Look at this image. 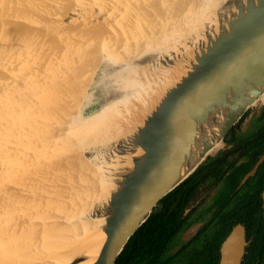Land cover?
Masks as SVG:
<instances>
[{
	"label": "water",
	"instance_id": "water-1",
	"mask_svg": "<svg viewBox=\"0 0 264 264\" xmlns=\"http://www.w3.org/2000/svg\"><path fill=\"white\" fill-rule=\"evenodd\" d=\"M157 1L158 8L151 9L146 8L150 0H119L116 8L107 0H76L79 7L70 13L65 9L60 23L62 30L81 24L83 30L74 29L81 32L78 35L105 30V35L111 37L110 31L123 29L127 18L140 21L146 10H159L167 2L154 0ZM38 4L39 7L32 9V17L27 13V0H0V22L25 25L39 35H45L41 29L56 34L54 26L35 19L40 7L47 15H51L53 9L41 0ZM177 4L184 8L178 13L179 17L172 12L165 15L152 27L151 38L140 46L122 45L121 50L107 47L112 51L110 60L114 62L108 63V70L101 73L96 87L91 89L95 95L90 97L97 96L93 102L89 98L91 101L84 110L92 112L76 120L84 132L77 141L86 156L85 159L77 158L83 160L77 162L78 167L86 166V170H81L85 185L79 183V187L83 193L87 192L84 198L89 201L99 187L106 186V190L101 191L82 216H76L73 204H60L49 212L43 209L42 214L37 215L35 211H26L28 216L25 215L24 220L33 217L32 222L38 224L62 218L101 220L98 228L105 236L103 241L99 246L86 247L68 264L88 260H92V264H117L130 239L160 202L194 174L226 137H230L232 128L264 95V0L214 1L204 19L190 22L188 26L186 13L190 8L203 6V0H178ZM106 5L113 10H107ZM126 6L129 8L125 9ZM17 8L22 11L18 12ZM181 20H184L181 27L160 35L164 27ZM174 32L180 34L175 41L171 40ZM155 36L161 38L154 39ZM11 39L24 41V36L7 38L5 33L0 34V51L2 47L7 48L5 44ZM129 65L131 69L116 73ZM168 68H179L180 73L175 81L163 85L161 75ZM120 75L126 77V83L139 82L136 90L140 95H129V89L124 90L119 85ZM126 96L130 111L137 112L140 106L144 109L131 125L118 129L110 119L127 122L129 114L121 107L128 102L119 103ZM116 104L121 109L118 115L111 114ZM103 112L107 115L96 119ZM6 213H0V219L14 218ZM244 239V228L237 226L222 247L220 264H242L247 245ZM95 250H99L98 253H92ZM52 263L56 264L52 259L34 262Z\"/></svg>",
	"mask_w": 264,
	"mask_h": 264
},
{
	"label": "rangeland",
	"instance_id": "rangeland-1",
	"mask_svg": "<svg viewBox=\"0 0 264 264\" xmlns=\"http://www.w3.org/2000/svg\"><path fill=\"white\" fill-rule=\"evenodd\" d=\"M31 1L32 0H27V6L32 7L29 9L27 8L30 12V15L32 14L31 13L32 9L36 8L37 6L39 7V4L37 3V2H39V0H36V1L34 0L33 3ZM41 1L45 2L47 5H49V7L51 9H53L51 12L52 14L47 15L45 9L43 7H40L39 9L36 10V16L38 18L35 17V19H38L39 22H42V24L43 23H45L46 25L51 24L52 27L53 26L55 27V30L57 31L56 34H55V32L54 33H46L47 32L46 30L41 29L42 31L44 30L43 32H45V35L48 34L49 37L52 36L50 38H52L53 43H51V45L49 43V48H51V47L52 48L49 50L48 49V43L45 44V43L41 42L39 44L37 43V46H35V47L32 46V50H31V48L28 49V47L30 45L29 46L25 45V44L28 45L29 42L27 43V42L21 41L20 43L24 42L22 44L23 45L22 46V45H20L19 40L11 39V41H9L7 44H5L7 46V48L5 49V47H4V49H3V47H2L3 50L0 51V79H1L0 80V86H2V88L0 87V96H3L2 99L0 97V140L2 139V141H0V145H1L0 146V152L3 153V155L0 153V160L2 161V162L0 161V213L4 214L7 212L6 210H10L11 213H9V214H8V212L6 213V214H8L9 217L10 216H15V217L19 216V217H17V219L14 217L15 218L14 222L16 221L15 223L17 226H19V227L21 226V228H22L24 225L28 224L27 222H29V224H32V226H33V227H31V225L28 227L24 226L22 229L21 228L19 229L18 227H15L14 223H13L14 225L12 223H11L12 225L10 224V222H13V220H11V219H14V218H11L10 219L11 221L9 220V222H8L7 217H6L7 219L5 218L6 220L0 219V222H2L3 220L6 221V222L4 221L3 224L0 223L2 226H5L7 228V233H5L6 228L0 226L1 227L0 230L3 231V232L0 231V234H2V237H4L2 239L1 235H0V245L1 244L3 246L5 245L4 247L6 248V250H7V248H8V250L11 248L14 249L13 246L16 243H18L19 239L20 238L22 239V236H24V235H25L24 239L29 238V237H27L29 235H31V236L35 235V238L39 239L40 236L44 235V233H47V231L49 230L48 227L50 225H53L52 223H54V225L57 223V221H56V223L55 222H47V223H42L41 226L39 225L37 227L36 226L37 223L35 222V225H34V223L32 222L33 217L31 219L29 218L30 220L26 218V220L22 222L21 218H23V220H24L25 215L28 216L26 211H28V212L35 211L37 213H35L34 215H37V214H42L43 209H45V211H47V212L54 210V209L58 208L60 204H62V203L66 204L67 203L66 202L67 195L65 192H61L62 188L76 187V188H79L77 190L82 191V188L79 187V183L82 185H85L83 183L81 167L77 166L78 161H83V160L77 159V158H80V156H81L82 158L85 159L86 156H84L85 155L84 151L81 148H79L80 144H78V141H77V135L79 134V136H81L82 129H81V127L78 128V125L76 124V120L78 121L79 118L83 119V118H86L87 115L89 116L90 112H92V111L91 110H84V107L89 102V98H91V100L93 102V100L96 98L97 95L95 97L93 96L94 98L90 97V95H95L92 93L93 91H91L90 86L88 87L89 89L86 87V92H85L84 97L79 96L78 95L79 93L76 94V92H79L77 90L79 88L83 87L82 85H83V83H85L84 82L85 80H88V82L86 83V86L90 82V79L88 78V74H87L86 70H87L88 66L89 67L92 66L90 64H91V61L94 60V59H90L91 56L93 57V54H95L93 52L95 50H92V49L99 50L104 55L103 49L105 47L106 48L107 47L112 48V49L115 48L116 50L117 49L121 50L120 46L126 45V44L127 45L131 44L130 46H131V48H133L135 46V43H137L136 44L137 46H135V47H138V45L140 46L141 43H144L149 38H151L152 27H155L158 23H160L161 19L166 17L165 15L172 12L175 17L176 16L179 17L178 13L180 11H181V13L184 11V8H181L178 6V4H177L178 0H167L168 4H167V2L165 4H163L164 8H160L159 10H152V11L146 10L144 15H143L146 18H144V17L141 18V22L136 21L137 18L135 19V21L132 18H129L130 20L127 18L123 24L124 30L123 29L119 30L118 28H115L116 30L110 29L111 30L110 33L112 34L111 37L106 36L105 34H107V31L104 30L103 31L104 35L102 38V36H100L99 33L97 34V32L86 33V35H78L81 32L80 31L78 32L77 30H74V29L79 28L80 30H83L84 27L81 24H78V25L74 24V25H71L69 27H65V29L62 30L60 18L63 16L62 14L65 12V9L67 10L68 13H70V11H72L73 8L79 7V4L76 2V0H46L48 3L44 0H41ZM114 1H115L114 4L112 3L113 0H107V3L114 6V8H116V6H119V4L117 2L119 0H114ZM129 1H132V0H129ZM150 1H151V3L146 8H151V9H153L154 7L158 8V1L157 2H154V0H150ZM42 6H45V5H42ZM128 7L129 6H126V8H128ZM170 8H172V9L170 10ZM107 10H113V8L108 7ZM167 10H168V12H167ZM120 11H123V7L120 9ZM24 12H26V11H24ZM29 12H27V13H29ZM160 13H162L163 15L161 16ZM122 15H124V14H122ZM31 16L33 17L34 14H32ZM114 16H116V15H114ZM138 16H139V14H138ZM143 19H144V21H143ZM16 20H18V19H16ZM48 20H50V22H47ZM52 22H54V23L52 24ZM106 23L108 24V22H106ZM11 24L12 23H9V22H4V23L0 22V34L4 35V33H5V35L8 38L11 35V33L13 32V31H9V28H11L10 27ZM14 26L18 27L17 29L20 30V31H18V33H16V35L17 34L23 35L24 40L26 39V37H28L29 35L32 34V32L30 31L28 26H25V25L24 26L23 25H14ZM77 26H79V27H77ZM148 26L150 27V29ZM72 27H74V28L65 32L67 29L72 28ZM146 27H148V29ZM174 28L175 27L170 25L169 28L168 27L166 29L164 28L161 31L160 35L161 34L164 35V33L167 30H169V29L171 30ZM41 30H40V32H42ZM72 30H73V32H71ZM125 30H127V32ZM60 31H61V33H59ZM148 31H150V32H148ZM92 36H93V42H90L89 40L91 39ZM133 36H134V38H133ZM138 36L140 38H138ZM62 38L66 39L67 42H61V41H65ZM156 38L158 39L159 36L158 37L156 36ZM68 39L70 40L69 42H71V40H72V42L70 43V46L68 43ZM78 39H82L83 41L85 40L84 41L85 44L83 43V41L81 42V40L78 41ZM135 39L137 41H135ZM54 40H55V42H54ZM56 40H57V42H56ZM76 40H77V44L74 43V42H76ZM116 40H117V42H116ZM127 40L130 42H128ZM14 41L16 43H14ZM139 42H141V43H139ZM66 43H68V44L66 45ZM81 43H83L82 46H80ZM13 44H14V46H13ZM16 44H18V46ZM109 44H111V45L109 46ZM83 45H84V47H83ZM75 46L77 47L76 49H74ZM79 46H80V48H78ZM39 47H40V49H39ZM64 47L66 49H64ZM69 47H71V48H69ZM10 48H11V50H10ZM12 48H14L15 51L12 50ZM26 48L28 49V52H27ZM82 48H84L83 51H81ZM73 49H74V51H73ZM86 49H87V53L85 52ZM48 50H49V52H48ZM84 53H86L87 55L89 54V55L87 56ZM7 55H9V56H7ZM85 56L88 57L87 58L88 61L86 60V62H85V59H86ZM16 57H18V58L16 59ZM82 57L83 58L85 57V58L81 59ZM70 63H71V65H70ZM86 63L88 65H86ZM6 67H8V69ZM82 75H83V77H81ZM22 77L24 78V80H22ZM51 77H52L53 81H52ZM100 77H101V74L97 77V81L100 79ZM46 79H49V80L46 82ZM56 79H58V80H56ZM78 79L79 80L81 79L82 81L79 83ZM54 80H56V81H54ZM2 81L4 83H2ZM20 81H22V82H20ZM50 81H52V82L50 83ZM5 85H7V86H5ZM119 85L121 87L123 86L124 90L129 89L128 90L129 93H132L136 90L135 87L127 88L126 79L125 80L120 79ZM20 86H22V88L24 89L23 92H25V93H26V91L30 92V93L28 92L30 95L26 93V96L29 95V97H32V98H33V96H35L33 98L34 100L36 99L35 101L33 100L35 103L33 101H30V98L28 96L26 98L25 94L23 96L21 94V97H20L19 93H21V92L18 93L19 99L21 98L20 99L21 102L18 101L19 99L16 100L18 98V96H16L15 94L20 89L22 90V88ZM25 89H26V91H25ZM15 91H16V93H15ZM2 93H4V94H2ZM12 94H13V99H14V100L12 99L13 101L10 98V95H12ZM70 96L71 97L73 96V99ZM87 97H88V99H87ZM22 98L25 101L24 103L22 101ZM9 99L12 102L9 101ZM68 99L70 102L68 101ZM14 101L17 102V104H18L17 106L15 105L16 102L14 103ZM48 101H49V104H45L46 102L48 103ZM260 101H264V99H262ZM31 102H32V104H31ZM68 102L71 103V105H73V107H71V105L66 106V104H69ZM13 103H14V105H13ZM20 103L25 105V106L22 105L26 109V110L23 109L25 111L22 110L23 107L21 106ZM33 103L36 106L39 105V107H38V108H40L39 111H38L37 107H32V106H34ZM19 104H20V106H19ZM29 105H31V106H29ZM41 105L42 106L46 105V106L42 107ZM18 107L19 108L21 107V108L19 109ZM261 107H263V104L259 102L252 109L249 110V114L247 113L248 115L247 114L245 115L244 119L242 120L243 122L241 124V127H240L242 132H245L246 130H248V128L251 129L252 123H253V120L251 119V115L255 114V113H259L260 112L259 109ZM14 109L16 112L14 111ZM31 109L33 111H35L37 109L34 112L35 114H37L35 116V119H33L34 117L30 119V116L28 117L26 115L27 113L30 112ZM68 109H69V111H68ZM37 111L39 112V114ZM11 113H13V115H11ZM18 114H20L19 116H21L22 114L25 115V116L24 115L21 116V117H23L22 121L20 122V124H18V126L21 128L14 127V129H11L10 123L13 119L12 116H17ZM62 114H64V115H62ZM65 114H66V116H65ZM83 116H85V117H83ZM24 117L27 118L28 120L24 119ZM36 119H37V121L35 122ZM32 120H33V123L35 125L32 123ZM261 122L254 124V128L252 129V131H249V133L245 132L246 133L245 136L249 137V136H251L253 131L259 130L261 128V125L263 124V122L262 123ZM2 123H4V124H2ZM14 123H15V121H14ZM29 126H31V127L29 128ZM263 126H264V124H263ZM1 128H3V129H1ZM5 128L7 129V131ZM38 128H40V130ZM106 128H108V127L106 126ZM15 129H18V130L16 131ZM68 130H70V132ZM3 131H5V132H3ZM22 131H24V133H29V134L28 135L25 134L27 136L22 137V135H23ZM40 131H42L43 133L41 134ZM7 132L12 133L13 135L8 134ZM18 132L21 136L18 135ZM65 133H67V134H65ZM61 134H64V135L61 136ZM11 135H12V137H11ZM66 135H67V137H65ZM83 135H84V133H83ZM83 135H82V137H83ZM12 138H14L15 141L12 140ZM10 141L11 142L13 141L12 143H14L15 145H13ZM52 144L55 145V147H53ZM2 149H4L5 151ZM8 153H9V155H7ZM11 153L15 156L12 157V155H10ZM4 155H6V156H4ZM1 156H3V157L1 158ZM5 157H7V158H5ZM14 157H15L16 163L13 160ZM10 161L11 162L13 161L15 165L13 163H10ZM85 168H86V166H85ZM9 179H11V180H9ZM2 180H3V182H2ZM13 180H15V181H13ZM70 180H71V182H69ZM38 190H39V192H38ZM47 191H49V192H47ZM53 192L55 194L58 193L57 196L55 194L52 195L51 193H53ZM44 193H48V195L44 196L45 195ZM85 194H87V192L83 193V197L85 196ZM55 196H56V198H55ZM36 198H37V200H36ZM42 200H44V201H42ZM49 205H50V207H49ZM53 207H55V208H53ZM46 209H48V210H46ZM4 211H6V212H4ZM18 219L21 221V224L24 223L23 226L19 223V221L17 222ZM25 222L27 224H25ZM4 223H6V224H4ZM35 227L38 228V231H37V228H35ZM42 227L43 228L45 227L47 229H43ZM41 229L43 232H41ZM195 232H196V228H194L193 232H191V233L194 234ZM4 233H5V235H3ZM7 234L9 236H6ZM44 237L47 238L45 235H44ZM189 238H190V236H186L184 239H182L181 242H183V241L187 242L189 240ZM6 246H9V247H6ZM10 246H12V247L10 248ZM178 248H179V246L176 247L175 250H177ZM12 249L9 251L12 252ZM0 252H2V251H0ZM4 258H5L4 255L0 254V259L5 260Z\"/></svg>",
	"mask_w": 264,
	"mask_h": 264
},
{
	"label": "flooded vegetation",
	"instance_id": "flooded-vegetation-1",
	"mask_svg": "<svg viewBox=\"0 0 264 264\" xmlns=\"http://www.w3.org/2000/svg\"><path fill=\"white\" fill-rule=\"evenodd\" d=\"M259 102L263 107L251 115L252 127L245 132L263 122L264 101ZM242 120L180 190L182 226L170 249L178 264H220L222 247L237 226L244 228L247 243L242 264L252 251L259 255L257 245L264 240V137H252L258 130L245 136ZM186 236L189 240L181 242Z\"/></svg>",
	"mask_w": 264,
	"mask_h": 264
},
{
	"label": "bare ground",
	"instance_id": "bare-ground-1",
	"mask_svg": "<svg viewBox=\"0 0 264 264\" xmlns=\"http://www.w3.org/2000/svg\"><path fill=\"white\" fill-rule=\"evenodd\" d=\"M33 1L34 0H32L31 2L33 3ZM36 1V0H35ZM133 1V0H132ZM134 1H136V0H134ZM214 1H218V0H203V6L201 5L200 6V8H190L189 10H188V12L186 13V15L185 16H187V22H186V25L188 26V25H190V22L191 23H196V22H198L199 20H202V19H204V17H206V15L208 14V12L210 11V7L211 6H213L212 4H214ZM114 0H113V4H114ZM118 2V1H117ZM116 2V3H117ZM38 3V2H37ZM29 4V3H28ZM167 4H168V2H167ZM110 5V4H109ZM170 5V4H169ZM63 7V6H62ZM27 8L29 9V8H32L31 6H27ZM110 8V7H109ZM126 8V7H125ZM129 8V7H128ZM128 8H126V9H128ZM18 9V8H17ZM169 9V8H168ZM171 9V8H170ZM19 11L18 12H21L22 10L21 9H18ZM162 10V9H161ZM149 11V10H148ZM17 12V13H18ZM155 12V11H154ZM167 12H168V10H167ZM145 13V12H144ZM156 13V12H155ZM29 15H30V12L28 13ZM32 15V14H31ZM140 15V14H139ZM148 15V14H147ZM157 15V14H156ZM180 15V14H179ZM19 16V15H18ZM157 17V16H156ZM144 18H146V17H144ZM160 18V17H159ZM42 19V18H41ZM129 19V18H128ZM133 19V18H132ZM131 19V20H132ZM190 19V20H189ZM16 20V19H15ZM130 20V19H129ZM154 20V19H153ZM152 20V21H153ZM135 21V20H134ZM143 21H144V19H143ZM140 22H141V20H140ZM139 22V23H140ZM161 22V21H160ZM4 23V22H3ZM184 23V20H182L180 23H177V24H175V23H173L171 26H173V27H175L174 29H176L177 28V26L178 27H181L182 26V24ZM147 25V24H146ZM155 25V24H154ZM10 27L11 28H9V31H13L12 33H11V35L10 36H15L16 35V33H18V31H20V30H18L17 28L18 27H16V26H14L13 24H11L10 25ZM149 27V26H148ZM148 27H146L147 29H148ZM5 28V27H4ZM144 28V27H143ZM165 28V27H164ZM163 28V29H164ZM169 28V27H168ZM146 29V30H147ZM149 29H150V27H149ZM166 29V28H165ZM124 30V29H123ZM31 32H32V34L31 35H29L28 37H26V39L24 40V42H29L28 43V45L27 44H25L26 46H29L28 47V49H30L31 48V50H32V46L33 47H35V46H37V43L39 44V43H41V42H43V43H48V49L50 50L51 48H49V43H50V45H51V43H53V41H52V38H50V37H52V36H50V37H48V36H46V35H39V33H35V31H33V30H30ZM42 31V30H41ZM44 31V30H43ZM42 31V32H43ZM104 30H100L99 31V35L100 36H102V38H103V35H104V32H103ZM130 31V30H129ZM148 32H150V31H148ZM152 32V31H151ZM45 33V32H44ZM141 33V32H140ZM98 34V33H97ZM127 34V33H126ZM18 35V34H17ZM98 35V36H99ZM162 35V34H161ZM173 35H175L174 37H172V39L171 40H173V41H175L179 36H180V34H177V32H174L173 33ZM10 36L8 37V38H10ZM125 36V35H124ZM127 36V35H126ZM132 36V35H131ZM158 37V36H157ZM59 38V37H58ZM57 38V39H58ZM66 38V37H65ZM69 38V37H68ZM101 38V37H100ZM132 38V37H131ZM133 38H134V36H133ZM138 38H140L139 36H138ZM156 38V36L154 37V39ZM159 38H161V37H159ZM63 39V38H62ZM118 39V38H117ZM157 39V38H156ZM63 40H65V41H61V42H67L66 41V39H63ZM81 40V42L83 41L82 39H78V41H80ZM134 40V39H133ZM132 40V41H133ZM140 40V39H139ZM170 40V41H171ZM39 41V42H38ZM70 40L68 39V43H69V46H70V43L72 42V40H71V42H69ZM85 41V40H84ZM84 41H83V43H84ZM90 42H93V36L91 37V39L89 40ZM128 41V40H127ZM135 41H137L136 39H135ZM21 41L19 40V43H20ZM23 42V43H24ZM54 42H55V40H54ZM56 42H57V40H56ZM74 42V41H73ZM116 42H117V40H116ZM128 42H130V41H128ZM14 43H16L15 41H14ZM23 43H20V45H22ZM68 43H66V45L68 44ZM75 44H77V40H76V42H74ZM83 43H81V45L80 46H82V44ZM125 43V42H124ZM135 43V42H134ZM133 43V44H134ZM139 43H141V42H139ZM61 44V43H60ZM65 44V43H64ZM80 44V43H79ZM78 44V45H79ZM85 44V43H84ZM126 44V43H125ZM137 43H135V46H137L136 45ZM141 44H143V43H141ZM17 46H18V44H16ZM42 45V44H41ZM111 44H109V46H110ZM117 45V44H116ZM127 45V44H126ZM129 45V44H128ZM131 45V44H130ZM13 46H14V44H13ZM23 46V45H22ZM54 46V45H53ZM72 46V45H71ZM80 46L78 47V48H80ZM134 46V47H135ZM139 46V45H138ZM16 47V46H15ZM66 47V46H65ZM64 47V49H66ZM83 47H84V45H83ZM113 47V46H112ZM116 47V46H115ZM20 48V47H19ZM69 48H71V47H69ZM77 47L75 46L74 47V49H76ZM4 49V48H3ZM2 49V50H3ZM6 49V48H5ZM27 49V48H26ZM25 49V50H26ZM28 49H27V52H28ZM39 49H40V47H39ZM63 49V50H64ZM74 49H73V51H74ZM83 49L84 48H82V50L81 51H83ZM10 50H11V48H10ZM12 50H14V48H12ZM34 50V49H33ZM49 50H48V52H49ZM92 50H95V51H93L95 54H93V57L91 56V58L90 59H94V60H92L91 61V64L90 65H92L91 67H89L88 66V68H87V70H86V72H87V74H88V78L90 79V82L87 84V86H86V83L88 82V80H85L84 82L85 83H83V87H81V88H79L77 91H79V92H76V94L77 93H79L78 95L79 96H83L84 97V95H85V92H86V87L88 88L89 86H90V88L93 90L94 88H95V86L97 85V77L101 74V73H104L105 72V70L107 71L108 70V63L110 64V63H112V62H114V60L112 59V60H110V55H111V53H112V51L110 50V49H108V48H106L105 47V50H103L104 51V55H103V53H101L99 50H96V49H92ZM9 51V50H8ZM15 51V50H14ZM13 51V52H14ZM66 51V50H65ZM79 51V50H78ZM26 52V51H25ZM80 52V51H79ZM86 53H87V49H86V51H85ZM11 53V52H10ZM32 53V52H31ZM86 53H84V54H86ZM89 53V52H88ZM57 54V53H56ZM87 55V54H86ZM89 55V54H88ZM87 55V56H88ZM7 56H9V55H7ZM15 56V55H14ZM19 56V55H18ZM46 56V55H45ZM68 56V55H67ZM84 56V55H83ZM87 56H85L86 57V59H85V62H86V60H87ZM13 57V56H12ZM23 57V56H22ZM84 57V58H85ZM90 57V56H89ZM18 57H16V59H17ZM83 57L81 58V59H84ZM13 59V58H12ZM40 59V58H39ZM65 59V58H64ZM23 60V59H22ZM42 61V60H41ZM88 61V60H87ZM16 63V62H15ZM59 63V62H58ZM89 63V62H88ZM13 64V63H12ZM25 64V63H24ZM52 64V63H51ZM68 64V63H67ZM78 64V63H77ZM14 65V64H13ZM49 65V64H48ZM69 65V64H68ZM70 65H71V63H70ZM86 65H88L87 63H86ZM15 66V65H14ZM53 66V65H52ZM2 68V67H1ZM7 69H8V67H6ZM64 68V67H63ZM126 68L127 69H131V67H130V65L129 66H127V67H121V70H118L116 73H122V71H125L126 70ZM72 69V68H71ZM74 69V68H73ZM81 69V68H80ZM3 71V70H2ZM43 71V70H42ZM68 71V70H67ZM72 71V70H71ZM109 71H110V69H109ZM115 70L114 69H112V72H114ZM180 70H179V68H168L167 70H165L164 72H163V74L161 75V82H162V84L163 85H168L169 83H171V82H173V81H175L176 80V78H178V75H179V72ZM47 74V73H46ZM85 74V73H84ZM86 75V74H85ZM72 76V75H71ZM75 76V75H74ZM78 76V75H77ZM27 77V76H26ZM43 77V76H42ZM76 77V76H75ZM81 77H83V75L81 76ZM91 77V78H90ZM20 78V77H19ZM44 78V77H43ZM54 78V77H53ZM64 78V77H63ZM66 78V77H65ZM27 79V78H26ZM32 79V78H31ZM45 79V78H44ZM51 79H52V77H51ZM50 79V80H51ZM125 80L126 79V77L125 76H122V75H120L119 76V80ZM1 80V79H0ZM12 80V79H11ZM17 80V79H16ZM22 80H24V78L22 77ZM49 79H46V82L48 81ZM56 80H58V79H56ZM56 80H54V81H56ZM79 80V79H78ZM45 81V80H44ZM52 81H53V79H52ZM52 81H50V83L52 82ZM82 80L80 79L79 80V83L81 82ZM134 81H136V80H131V81H129V82H127L126 83V86H127V88H129V87H139L140 86V83L139 82H137L136 81V83H134ZM6 82V81H5ZM15 82V81H14ZM20 82H22V81H20ZM19 82V83H20ZM2 83H4L3 81H2ZM85 84V85H84ZM8 85V84H7ZM7 85H5V86H7ZM43 85V84H42ZM46 85V84H45ZM76 85V84H75ZM10 86V85H9ZM1 88H2V86H0ZM16 87V86H15ZM14 87V88H15ZM21 88H22V86H20ZM80 87V86H79ZM9 88V87H8ZM13 88V87H12ZM74 88V87H73ZM89 89V88H88ZM6 90V89H5ZM18 90V89H17ZM16 90V91H17ZM21 90V89H20ZM17 91V93H16V91H15V95L16 96H18V98L16 99V100H18L19 99V95H18V93L19 92H21V93H19L20 94V97H21V94H22V96L25 94V96H26V93L27 94H29L27 91H26V89H25V91H26V93L25 92H23V88H22V90L21 91ZM74 90V89H73ZM10 91V90H9ZM40 91V90H39ZM156 91V90H155ZM14 92V91H13ZM12 92V93H13ZM23 92V93H22ZM51 92V91H50ZM74 92V91H73ZM72 92V93H73ZM158 92H160V91H156V93H158ZM132 93H134V95L136 94V95H140L139 94V92L137 91V90H135L134 92H132ZM132 93H129V95L130 94H132ZM2 94H4V93H2ZM14 94V93H13ZM13 94L12 95H10V98H11V100L13 99ZM34 94V93H33ZM32 94V95H33ZM42 94V93H41ZM30 95V94H29ZM29 95H27L28 97H29ZM40 95V94H39ZM27 96H26V98H27ZM1 97V99H2V97L3 96H0ZM35 96H33V98H34ZM37 97V96H36ZM71 97V96H70ZM127 97L128 96H126V97H124L122 100H121V102H119V103H122V102H125V104H126V102H128L124 107H121V109H122V111H125L127 114H129V116H128V118H126L127 119V122H125V123H122V119H120V120H115V119H110V121H111V123H112V125L113 126H115V127H117L118 129L120 128V129H122V128H124L126 125L128 126L129 124L131 125L132 124V122H133V120H135L136 118H137V116H138V114H140L139 112H140V110H143L144 109V107L143 106H140L139 107V109H138V107H137V109H138V111L137 112H135V110H133L134 112H132V111H130V109H129V104H130V102H129V100L127 99ZM138 97V96H137ZM25 98V97H24ZM30 98V101H33L34 99L32 98V97H29ZM44 98V97H43ZM48 98V97H47ZM72 99H73V96L71 97ZM70 98V99H71ZM81 98V97H80ZM79 98V99H80ZM21 99V98H20ZM18 100L19 102H21V100ZM45 99V98H44ZM53 99V98H52ZM51 99V100H52ZM82 99V98H81ZM87 99H88V97H87ZM262 99H264V95L262 96V98L260 99V100H262ZM10 99H9V101H11ZM14 100V99H13ZM12 100V101H13ZM26 100V99H25ZM36 100V99H35ZM34 100V101H35ZM78 100V99H77ZM259 100V101H260ZM11 101V102H12ZM22 101H23V103L25 102L24 100H23V98H22ZM27 101V100H26ZM33 101V102H34ZM44 101V100H43ZM42 101V102H43ZM50 101V100H49ZM49 101H48V103L46 102L45 104H49ZM68 101H69V99H68ZM72 101V100H71ZM16 101H14V103H15ZM70 102V101H69ZM68 102V103H69ZM90 102V101H89ZM14 103H13V105H14ZM35 103V102H34ZM34 103H33V105H34ZM37 103V102H36ZM44 103V102H43ZM144 103H146V101H144ZM21 104V103H20ZM20 104H19V106H20ZM31 104H32V102H31ZM40 104V103H39ZM42 104V103H41ZM51 104V103H50ZM75 104V103H74ZM5 105V104H4ZM16 106L18 105L17 104V102H16V104H15ZM23 104H21V106H22ZM28 105V104H27ZM43 105V104H42ZM41 105V106H42ZM67 105H71V103H69V104H66V106ZM23 106H25V105H23ZM22 106V107H23ZM29 106H31V105H29ZM44 106H46V105H44ZM44 106H42V107H44ZM51 106V105H50ZM32 107H37V109H38V111H39V109L40 108H38L39 107V105L38 106H36V105H34V106H32ZM53 107V106H52ZM71 107H73V105H71ZM76 107V106H75ZM19 108V107H18ZM21 108V107H20ZM19 108V109H20ZM48 108V107H47ZM11 109V108H10ZM16 109V108H15ZM15 109H14V111H15ZM18 109V110H19ZM23 109H25L24 107L22 108V110ZM33 109V108H32ZM30 110V112L29 113H27L26 115L29 117L30 116V119L31 118H33V119H35V116L37 115V114H35L34 112L37 110H35V111H33V110ZM43 109V108H42ZM54 109V108H53ZM70 109V108H69ZM69 109H68V111H69ZM80 109V108H79ZM110 109H112V108H109V110ZM121 109H120V106H117V104L114 106V108L111 110L112 112H111V114H113V113H116L117 115L118 114H120V111H121ZM136 109V110H137ZM26 110V109H25ZM25 110H23V111H25ZM7 111V110H6ZM10 111V110H9ZM37 111V112H38ZM41 111V110H40ZM71 111V110H70ZM11 112V111H10ZM16 112V111H15ZM14 112V113H15ZM66 112V111H65ZM42 113V112H41ZM16 114V113H15ZM35 114V115H34ZM38 114H39V112H38ZM110 114V115H111ZM11 115H13V113H11ZM20 114H18L17 116H12L13 117V119H12V121H11V123H10V128L11 129H14V127H18V128H21V127H19L18 126V124H20V122L22 121V118L23 117H21V116H23L24 114H22L21 116H19ZM34 115V116H33ZM44 115V114H43ZM42 115V116H43ZM62 115H64V114H62ZM107 114H106V112H103V114L102 115H99L96 119H98V118H100V117H102V116H106ZM109 115V116H110ZM25 116V115H24ZM39 116V115H38ZM65 116H66V114H65ZM5 117V116H4ZM11 117V118H12ZM64 117V116H63ZM116 118V117H115ZM125 118V117H124ZM24 119H27V118H25L24 117ZM28 120V119H27ZM14 121H15V123H14ZM37 121V119L35 120V122ZM41 121V120H40ZM61 121V120H60ZM32 123H33V120H32ZM44 123V122H43ZM2 124H4V123H2ZM6 124V123H5ZM30 124V123H29ZM34 124V123H33ZM32 124V125H33ZM37 124V123H36ZM79 124V122L77 123V125ZM35 125V124H34ZM23 126V125H22ZM44 126V125H43ZM31 126H29V128H30ZM77 127V126H76ZM4 128V127H3ZM3 128H1V129H3ZM37 128V127H36ZM78 128H79V126H78ZM6 129V128H5ZM23 129V128H22ZM39 130H40V128H38ZM73 129V128H72ZM76 129V128H75ZM16 131L18 130V129H15ZM24 130V129H23ZM6 131H7V129H6ZM69 132H70V130H68ZM76 131V130H75ZM2 132V131H1ZM3 132H5V131H3ZM11 132V131H10ZM8 133V134H12V133ZM41 132V134L43 133L42 131H40ZM14 133V132H13ZM17 133V132H16ZM73 133V132H72ZM78 133V132H77ZM76 133V134H77ZM83 131H82V133H81V136L83 135ZM22 137H24V136H27L29 133H24V131H22ZM25 134H27V135H25ZM40 134V133H39ZM53 134V133H52ZM65 134H67V133H65ZM13 135V134H12ZM12 135H11V137H12ZM17 135V134H16ZM18 135H20L19 134V132H18ZM57 135V134H56ZM60 135V134H59ZM62 135H64V134H61V136ZM21 136V135H20ZM19 136V137H20ZM84 136V135H83ZM14 137V136H13ZM18 137V136H17ZM40 137V136H39ZM64 137V136H63ZM65 137H67V135L65 136ZM78 137H79V134L77 135V139H78ZM10 138V137H9ZM15 138V137H14ZM14 138H12V140H14ZM19 139V138H18ZM26 139V138H25ZM62 139V138H61ZM76 139V138H75ZM74 140V139H73ZM0 141H2V139L0 140ZM15 141V140H14ZM19 141V140H18ZM60 141V140H59ZM58 141V142H59ZM76 141V140H75ZM11 142V141H10ZM13 142V141H12ZM11 142V143H12ZM5 143V142H4ZM3 143V144H4ZM2 144V145H3ZM13 145H15L14 143H12ZM20 144V143H19ZM56 144V143H55ZM53 145V144H52ZM62 145V144H61ZM1 146V145H0ZM19 146V145H18ZM53 147H55V145H53ZM52 147V148H53ZM8 148V147H7ZM61 148V147H60ZM2 150H4V149H2ZM58 150V149H57ZM61 150V149H60ZM5 151V150H4ZM14 151V150H13ZM3 152V151H2ZM1 153V152H0ZM10 153V152H9ZM9 153L7 154V155H9ZM41 153V152H40ZM2 155H3V153H1ZM10 155H12V157L13 156H15V155H13L12 153L10 154ZM17 155V154H16ZM4 156H6V155H4ZM46 156V155H45ZM3 156H1V158H2ZM9 157V156H8ZM11 157V156H10ZM78 157V156H77ZM81 157V156H80ZM5 158H7V157H5ZM12 159V158H11ZM14 161H15V157H14V159H13ZM1 161V160H0ZM2 162V161H1ZM10 163H13L14 164V162L12 161H10ZM15 163H16V161H15ZM2 165V164H1ZM6 165V164H5ZM15 165V164H14ZM78 165V164H77ZM14 168V167H13ZM8 170V169H7ZM16 170V169H15ZM81 170H86V168L84 167V166H82L81 167ZM83 171H81V172H83ZM8 173V172H7ZM3 174V173H2ZM1 174V175H2ZM93 174H94V171H93ZM81 176V175H80ZM4 177V176H3ZM5 180V179H4ZM9 180H11V179H9ZM8 181V180H7ZM6 181V182H7ZM13 181H15V180H13ZM2 182H3V180H2ZM1 182V183H2ZM5 182V181H4ZM69 182H71V180L69 181ZM68 182V183H69ZM3 184V183H2ZM77 189H79V188H76V187H69V188H62L61 190V192H65L66 193V195H67V199H66V204H68V205H70V204H73V212L74 213H76V216H79V215H81L82 216V214H84L91 206V204L94 202L93 200L94 199H96L97 197H98V195L101 193V191L103 190V192L106 190V186H103V189H102V187H99L98 188V191L96 192V194H95V196H94V198L91 200V201H89V198L88 199H86V198H84L83 197V192L82 191H79V190H77ZM50 190V189H49ZM38 192H39V190H38ZM47 192H49V191H47ZM50 194V193H49ZM58 194V193H57ZM57 194H55L56 196H57ZM38 195V194H37ZM51 195V194H50ZM8 196V195H7ZM33 196V195H32ZM56 196H55V198H56ZM43 197V196H42ZM61 197V196H60ZM36 200H37V198H36ZM52 200V199H51ZM64 200V199H63ZM62 200V201H63ZM42 201H44V200H42ZM41 201V202H42ZM93 201V202H92ZM57 202V201H56ZM46 204V203H45ZM50 204V203H49ZM63 204V203H62ZM15 206V205H14ZM49 207H50V205H49ZM53 208H55V207H53ZM2 209V208H1ZM46 210H48V209H46ZM19 213V212H18ZM32 216V215H31ZM13 217H15V216H13ZM16 219H17V216L15 217ZM15 218L14 219H11V220H13V222H10V224L12 223H14L15 224V227H18L19 229L21 228V226L19 227V226H17L16 225V221L14 222V220H15ZM2 219V218H1ZM7 219V218H6ZM5 219V220H6ZM27 219H29V218H27ZM31 219V218H30ZM29 219V220H30ZM5 220H3L2 222H0L1 224H3V222L5 221ZM10 220V221H11ZM21 220H22V222L23 221H25V220H23L22 218H21ZM19 221V223L21 224V221L18 219L17 220V222ZM6 222V221H5ZM8 222H9V220H8ZM18 223V224H19ZM28 223V224H27ZM25 222V224H27V225H24V226H26V227H28V226H30L31 225V227H33L32 226V224H29V222ZM34 223V225H35V222H33ZM56 223V222H55ZM100 223H101V220H93V221H90V220H88V221H80V220H70L69 218H67V219H65V218H62V219H60V220H58L57 221V223L54 225V223H52L53 225H50L49 227H48V231H47V233H44V235L47 237V238H45L44 237V235H42V236H40V238L39 239H37V238H35V235L34 236H31V235H29V236H27V237H29V238H26V239H24V236H22V239L20 238L19 239V242L18 243H16L13 247H14V249H12L11 247L12 246H10V248L12 249V252L11 251H9V250H11V249H9L8 250V248H7V250H6V248L1 244L0 245V251H2V252H0V254L1 255H4V259L5 260H1L0 259V264H34V262L35 261H37L38 259L39 260H42V259H52V260H54V262L56 263V264H68V261L72 258V257H74V256H76V254L78 255L82 250H84L86 247H90L91 245H93V246H99L100 245V243L103 241V239L105 238V236H104V234L99 230V225H100ZM0 224V226H2ZM4 224H6V223H4ZM11 224V225H12ZM13 224V225H14ZM24 224V223H23ZM23 224H21L22 226H23ZM49 224V223H48ZM41 226L42 224H36V226L38 227V226ZM8 226V225H7ZM23 226V227H24ZM2 227H5V226H2ZM22 227V228H23ZM25 227V228H26ZM30 227V228H31ZM37 227H35V228H37ZM1 228V227H0ZM6 228V227H5ZM21 228V229H22ZM43 228V227H42ZM16 229V228H15ZM14 229V230H15ZM43 229H47V228H43ZM9 230V229H8ZM17 230V229H16ZM15 230V231H16ZM35 230V229H34ZM40 230V229H39ZM1 231V230H0ZM11 231V230H10ZM33 231V230H32ZM37 231H38V228H37ZM1 232H3V231H1ZM12 232V231H11ZM28 232V231H27ZM41 232H43L42 231V229H41ZM5 233H7V228H6V231H5ZM5 233L3 234V235H5ZM10 234V233H9ZM1 235V238L3 239L4 237H2V234H0ZM40 235V234H39ZM6 236H9L8 234L6 235ZM37 236V235H36ZM16 237V236H15ZM20 237V236H19ZM9 239V238H8ZM17 240V239H16ZM17 245V246H16ZM3 246V247H2ZM6 247H9V246H6ZM98 251L99 250H95V251H93L92 253H98ZM93 263V261L92 260H88V261H86V262H84V263H81V264H92ZM53 264V263H52Z\"/></svg>",
	"mask_w": 264,
	"mask_h": 264
},
{
	"label": "trees",
	"instance_id": "trees-1",
	"mask_svg": "<svg viewBox=\"0 0 264 264\" xmlns=\"http://www.w3.org/2000/svg\"><path fill=\"white\" fill-rule=\"evenodd\" d=\"M263 124L252 137H264ZM189 181L181 184L160 202L148 221L130 239L117 264H178V256L170 253V249L182 226V207L178 203L180 190ZM257 246L260 247L259 255H256L257 251H252L243 264H264V240Z\"/></svg>",
	"mask_w": 264,
	"mask_h": 264
}]
</instances>
